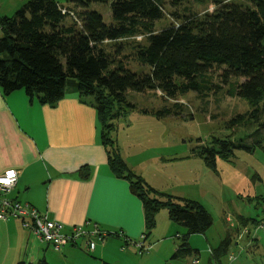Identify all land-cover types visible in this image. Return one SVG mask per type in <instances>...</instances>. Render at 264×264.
<instances>
[{
	"label": "trees",
	"instance_id": "16d2710c",
	"mask_svg": "<svg viewBox=\"0 0 264 264\" xmlns=\"http://www.w3.org/2000/svg\"><path fill=\"white\" fill-rule=\"evenodd\" d=\"M186 1L172 0V4ZM252 1V6L221 5L202 16L178 15V24L161 31L155 26L165 17L163 0H71V7L55 0H28L13 16H0L3 94L24 90L30 98L52 105L64 97L68 88L92 97L110 168L130 182L142 201L146 240L164 209L173 222L187 228V235L178 234L181 241L173 258L193 254L189 236L205 234L213 218L200 202L160 192L136 174L112 139L116 128L112 120L122 115L118 105L136 108L127 101L128 91H160L164 99H175L190 92L205 96L227 86L230 96L242 97L252 105L251 111L230 124L245 123L261 136L253 144L222 140L217 143L219 148L202 145L193 149L192 156L215 168L217 158L231 160L237 149H264V0ZM93 4L109 6L111 14L105 16L93 10ZM68 18L71 23L66 22ZM129 60L147 66L148 71H133ZM213 72H217L220 84L213 82ZM152 113L164 118L183 112L181 104H174ZM87 169L80 170L83 178L89 176ZM136 184L147 190L136 188ZM253 222L259 224L257 219ZM232 243L227 237L217 250H211L214 259L219 262ZM38 264L49 263L42 260Z\"/></svg>",
	"mask_w": 264,
	"mask_h": 264
},
{
	"label": "rangeland",
	"instance_id": "374dc122",
	"mask_svg": "<svg viewBox=\"0 0 264 264\" xmlns=\"http://www.w3.org/2000/svg\"><path fill=\"white\" fill-rule=\"evenodd\" d=\"M27 1L0 0V16H13ZM55 1L65 7L73 6L71 0ZM163 2L165 17L156 23V31L172 23L178 24L181 21L177 19L178 15L202 16L221 5L232 3L253 5L252 0H206L204 3L189 0L177 6L172 4V0ZM91 8L105 16L111 14L110 7L103 4H93ZM209 8L212 10L209 11ZM66 22L71 23L72 19L68 18ZM141 39L138 37V40ZM131 61L129 68L133 71H148L147 66ZM212 74L213 82L220 84L217 72ZM227 90L228 87L224 86L205 96L190 92L175 99H164L162 94L155 91H128L127 101L136 108L120 104L117 111L122 115L112 120L116 127L112 139L126 155H133L132 163L151 159L141 169L157 185L156 190L198 201L213 218V224L205 234L189 236L188 242L194 253L179 258H173V253L169 264H193L195 258H199L198 264H264V228L253 222L254 219L259 223L264 222V149L256 148L253 152L237 149L234 151L235 158L231 160L217 158L215 168L207 166L200 157L192 156L193 149L202 145L219 148L217 143L222 140H242L253 144L261 136V133L256 134L255 127L245 123L230 124L231 120L251 111L252 105L242 97L230 96ZM174 104H181L182 115L158 118L152 113ZM136 188L146 189L140 184H136ZM161 214H164L165 224L158 235L165 236L169 232L165 230V225L170 222V217L166 209ZM244 220L248 221L245 222L247 226H244ZM240 230H243L241 235ZM178 233L187 235V228L175 223L168 238L176 245L181 241ZM227 237L232 238V247L218 262L211 250H217ZM6 239L0 238L1 259L10 250ZM146 244L150 249L142 255L137 251L138 256L152 252L154 243L147 240ZM50 248L53 250L51 245L43 243L44 251ZM195 251H199V254ZM19 253L11 249L7 259L3 262L0 260V264H23L24 261L30 264L31 260L25 256L19 261ZM37 263V260L33 261V264Z\"/></svg>",
	"mask_w": 264,
	"mask_h": 264
},
{
	"label": "crops",
	"instance_id": "0c3cea01",
	"mask_svg": "<svg viewBox=\"0 0 264 264\" xmlns=\"http://www.w3.org/2000/svg\"><path fill=\"white\" fill-rule=\"evenodd\" d=\"M116 146L128 166L157 188L141 169L151 159L132 163L133 155H126ZM84 167L88 168V178L80 175ZM11 168L20 172L12 198L48 213L65 229L91 222L109 234L104 242H97L93 251L84 242L44 251V242L20 220L0 221V238L7 237L10 250L20 252L19 261L25 256L30 264L35 260L49 264L170 263L178 245L168 238L175 224L170 218L165 225L169 232L158 235L165 224L161 214L164 210L158 213L157 226L148 237L154 243L152 252L138 256L133 242L146 232L144 207L130 182L110 168L92 97L81 96L71 88L52 105L30 98L24 90L4 95L0 89V174ZM8 253L0 258L1 262Z\"/></svg>",
	"mask_w": 264,
	"mask_h": 264
},
{
	"label": "built area",
	"instance_id": "2783aa9c",
	"mask_svg": "<svg viewBox=\"0 0 264 264\" xmlns=\"http://www.w3.org/2000/svg\"><path fill=\"white\" fill-rule=\"evenodd\" d=\"M63 12L67 10L64 9ZM19 175L20 172L13 168L0 174V221L11 218L20 220L23 225L32 229L42 242L51 245L55 250L67 244L76 246L79 242H84L87 249L93 251L98 241H105L109 234L102 231L97 224L86 222L72 226L68 230L61 222L52 219L48 213L40 212L30 204L12 198L11 193L18 182ZM4 180L8 183H3ZM258 227L264 228V222L259 223ZM146 241L145 234H142L139 241L133 242L141 255L150 249ZM198 263L199 258H195L193 264Z\"/></svg>",
	"mask_w": 264,
	"mask_h": 264
},
{
	"label": "snow or ice",
	"instance_id": "6c2138e0",
	"mask_svg": "<svg viewBox=\"0 0 264 264\" xmlns=\"http://www.w3.org/2000/svg\"><path fill=\"white\" fill-rule=\"evenodd\" d=\"M9 175H11V173H9ZM3 183L7 184V183H8V181H7V180H4V181H3Z\"/></svg>",
	"mask_w": 264,
	"mask_h": 264
},
{
	"label": "clouds",
	"instance_id": "9594fccd",
	"mask_svg": "<svg viewBox=\"0 0 264 264\" xmlns=\"http://www.w3.org/2000/svg\"><path fill=\"white\" fill-rule=\"evenodd\" d=\"M212 9L211 8H209V11H211Z\"/></svg>",
	"mask_w": 264,
	"mask_h": 264
}]
</instances>
